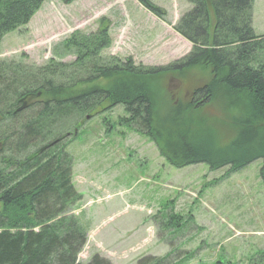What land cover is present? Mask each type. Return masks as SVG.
<instances>
[{"label":"trees","instance_id":"trees-1","mask_svg":"<svg viewBox=\"0 0 264 264\" xmlns=\"http://www.w3.org/2000/svg\"><path fill=\"white\" fill-rule=\"evenodd\" d=\"M43 1L0 0V40L28 24ZM136 1L164 17L149 0ZM186 1L191 8L174 31L192 50L165 67L143 68L130 60L98 68L91 64L92 79H84L89 72L80 65L95 46L91 38L64 43L76 56L71 65L0 62V264H82L77 257L86 233L70 215L81 196L71 182L72 161L60 146L65 139L60 124L72 114L93 117L120 106L127 115L120 123L153 142L173 167L237 170L261 160L264 184V37H256L251 27L252 0ZM199 68L208 70L206 84L192 88L186 98L168 100L167 77L176 76L184 85L188 70ZM157 100L174 108L165 120ZM212 101L234 115L237 131L226 144L217 134L227 127L219 119L210 126L200 115ZM240 102L244 110L237 115L234 106ZM166 218L170 228L182 227L173 215ZM165 259L146 256L136 264H165ZM86 264L111 263L93 255Z\"/></svg>","mask_w":264,"mask_h":264},{"label":"rangeland","instance_id":"rangeland-1","mask_svg":"<svg viewBox=\"0 0 264 264\" xmlns=\"http://www.w3.org/2000/svg\"><path fill=\"white\" fill-rule=\"evenodd\" d=\"M149 1L163 18L136 0H76L69 5L44 0L28 24L1 38L0 62L35 68L50 62L71 65L76 56L64 43L79 38L95 42L87 52L89 61L80 65L89 72L84 79H92L91 64L98 68L130 60L156 68L180 61L192 44L174 27L191 5L186 0ZM251 14L254 35L264 37V0H252ZM207 71L188 70L184 85L176 76L167 77V99L186 98L192 88L204 86ZM162 102L157 100L165 120L174 108ZM241 104L234 106L237 115L244 110ZM227 112L213 101L200 110L210 126L219 119L227 127L217 134L224 144L237 131L234 115ZM124 118V109L116 106L99 116L72 114L60 124L66 136L60 146L72 161L71 182L82 198L70 212L86 233L77 261L86 264L98 255L111 264H136L146 256L166 258L165 264H264L261 160L237 170L205 164L173 167L153 142L120 123ZM168 215L182 227L170 228Z\"/></svg>","mask_w":264,"mask_h":264}]
</instances>
